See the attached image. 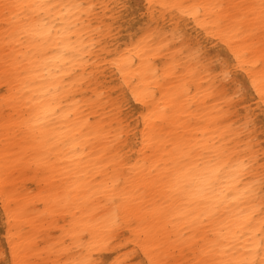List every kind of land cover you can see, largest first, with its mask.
I'll list each match as a JSON object with an SVG mask.
<instances>
[{"label": "bare ground", "instance_id": "bare-ground-1", "mask_svg": "<svg viewBox=\"0 0 264 264\" xmlns=\"http://www.w3.org/2000/svg\"><path fill=\"white\" fill-rule=\"evenodd\" d=\"M15 2L47 4L73 0ZM78 2L111 6L120 0ZM148 2L164 0H144ZM171 2L240 6L258 4L260 0ZM103 11L107 9L101 14ZM252 11L232 7L221 18L224 32L235 30L232 42L241 51L251 43L246 34L249 29L256 30L255 43H259L261 25L258 13L253 16ZM45 20L53 33L62 28L70 31L52 39L37 35L36 26ZM73 23L60 12L19 10L17 17L7 22L0 14V264H15L18 229L27 233L28 246L32 249L27 259L33 264H73L89 255L100 257L106 264L124 258L120 246H111L115 237L104 238L103 225L104 217L115 208L108 199L112 185L127 178L130 166L110 159V132L114 125L107 106L111 104V95L99 98L94 85L75 75L83 72L74 58L80 55V49L90 45V40L88 33L73 28ZM132 47L130 37L122 40L125 61L115 67L110 62L105 65L109 92L133 89L151 92L162 102L168 117L157 122L158 131L165 139L157 144L154 156L146 157L149 165L160 168L157 174L160 181L153 178V182H137L126 188L122 183L115 184L116 195L123 192L128 196L136 209L134 219L149 221L160 232L161 245L182 229L188 232L194 247L211 246L220 221L189 231L180 215L189 208L203 210L209 201L197 198L188 205L170 193L169 172L164 166L170 159H181L186 148L192 149L191 159L199 164V157L218 142L232 139L234 121L224 122L227 117L220 112L222 102L217 99L212 81L207 75L199 74L194 66L186 67L187 58L178 50L163 43L128 52ZM6 55L14 66L8 79L3 71ZM253 67L259 68V63ZM134 155L139 154L134 152ZM235 159L233 155L232 160ZM135 163L133 160L132 164ZM247 179L236 186L242 189ZM5 188L9 190L11 217L4 211ZM106 188L110 190L107 195ZM231 194L229 191L228 195ZM246 203L237 200L228 208L238 213ZM124 233L131 235L128 228L121 229L119 235ZM98 238L105 240V246L99 250L93 248ZM245 243L247 240L218 248L211 258L217 264L243 260L247 255ZM156 252L159 254L164 249L157 248ZM128 259L140 264L146 257L139 253Z\"/></svg>", "mask_w": 264, "mask_h": 264}, {"label": "snow or ice", "instance_id": "snow-or-ice-1", "mask_svg": "<svg viewBox=\"0 0 264 264\" xmlns=\"http://www.w3.org/2000/svg\"><path fill=\"white\" fill-rule=\"evenodd\" d=\"M232 7L253 10V16L258 13L261 25L259 43H255L256 30H247L251 43L244 51L232 42L235 30L231 33L222 30L224 11ZM104 9L107 11L101 14ZM19 10L60 12L74 21L73 28L85 30L90 45L80 49V55L74 58L81 64L83 72L75 75L94 85L99 98L111 95V104L107 106L109 119L114 125L110 132V159L116 164L130 166L127 178L112 185L108 199L115 208L104 217V238L110 240L115 237L111 246H120L124 255L122 260L113 261V264H133L128 257L139 253L146 257L140 260V264H217L211 258L216 249L244 240H247L243 244L247 252L244 259L221 264H264V0L240 6L171 0L159 3L120 0L111 6L78 0L47 4L0 0V14L6 22L15 19ZM66 31L70 29L62 28L53 33L46 20L35 28L37 35L49 39L53 36L59 38ZM129 37L133 47L128 52L167 43L170 49L186 56V67L194 66L199 74L207 75L212 81L217 99L222 102L220 112L227 117L224 122L234 121L231 125L232 139L227 143L218 142L206 155L199 157V164L193 163V151L186 148L181 159H170L164 166L169 172L170 193L181 197L188 205L197 198L209 201L203 210L189 208L180 215L189 231L219 220L216 239L211 246L194 247L188 232L182 229L174 237L170 236L167 244L161 245L160 232L149 221L134 219L136 209L128 196L123 192L116 195L115 184L122 183L126 188L137 182H153V178L160 181L157 175L160 168L149 165L146 157L154 156L157 144L165 139L158 131L157 122L168 117L162 102L151 92L137 89L109 92L105 65L110 62L115 67L125 61L127 56L121 43ZM257 62L259 68L253 67ZM13 70L14 66L6 55L3 65L5 79ZM71 118L75 119L74 116ZM134 152L139 155H134ZM233 155H236L235 160H232ZM133 160L135 164H132ZM245 178H248L246 186L242 189L237 187ZM109 191L104 189V194ZM229 191L231 195H228ZM8 199L9 190L5 188L4 211L11 217L13 213L9 210ZM237 200L247 203L244 209L234 213L228 205ZM124 228L129 229L130 236L128 233L119 235ZM18 231L20 236L16 243L19 248L14 249L17 255L15 264H33L27 259L32 251L28 246L27 233ZM104 246L105 240L99 238L93 244L97 250ZM157 248H163L164 252L157 254ZM73 264H106V261L89 255Z\"/></svg>", "mask_w": 264, "mask_h": 264}]
</instances>
